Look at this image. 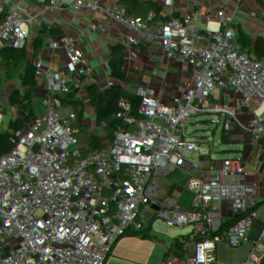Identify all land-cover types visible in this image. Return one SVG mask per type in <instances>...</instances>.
Returning <instances> with one entry per match:
<instances>
[{"label": "crops", "instance_id": "obj_1", "mask_svg": "<svg viewBox=\"0 0 264 264\" xmlns=\"http://www.w3.org/2000/svg\"><path fill=\"white\" fill-rule=\"evenodd\" d=\"M25 1L30 3L33 10H48L43 29L37 30L33 25L22 22L21 16L26 11ZM98 1L114 12L122 13L136 35L148 41L156 39L162 46L161 53L153 56L144 46H132L121 38L118 29L112 25L97 26L81 21L75 0H8L0 5V45H9L18 50L17 64H27L34 69L50 63L53 71L59 72L63 66L51 57V42L65 37L104 79L116 72L107 74L111 65L125 72L126 76L117 70L122 74L121 89L126 95L125 99L116 107L109 106L104 99V81L97 87L88 88L77 105L67 106L64 100L56 98L49 101L42 111L36 110L38 101L30 97L25 87L14 88L6 80L3 64L7 61L0 59V112L9 114L17 111L21 115H30L41 129H56L62 137L75 133L88 145L90 140L91 145H105L107 142L113 143L115 138L116 154H122L132 147L141 148L151 141L158 144L155 150L159 155L157 159L166 157L174 160L175 156L170 150L164 154L165 148L170 149V145L164 146V140L184 138L193 143L192 159L196 168L200 164L210 172L209 179L205 181L211 188L216 189L212 177L217 169H221L225 171L227 181L237 183L236 199L244 196L246 183L250 180H258L264 191V160L258 149V145L264 142V121L256 128L243 125L248 115L264 114V105L256 106L251 89H238L242 76L248 74L253 63H259L264 55V47L257 43L254 34L238 44L228 56L224 77L235 81L234 90H229L226 82H223L217 91L220 102L231 106L241 118L235 138L226 140L220 138L210 124V96L198 87L190 74L171 62L177 54L187 60L213 55L215 38L225 36L227 28L226 20L220 22V9L213 3L220 0H212V3L203 0ZM238 1L229 0V4L235 8ZM187 35L189 39L182 43L180 38ZM5 65L14 66L9 62ZM139 75L151 78L150 96L153 102L155 99L169 104L166 123L155 125L146 118L139 122L131 121L134 102L127 94V86L132 78ZM29 83L41 89L45 79L32 75ZM72 95L73 92H70ZM66 123L72 125L63 127ZM62 149L60 143L54 144L44 139L10 140L5 147L0 146V190L10 198L12 207L29 208L24 180L18 172L24 166L35 171L50 198V205L41 210V220L33 228L41 234V247H37L39 237L21 235L19 240L21 247L35 245L36 264H59L56 260H64L54 253V241L48 234L46 219L54 216L64 224L69 218L77 216L67 198L68 187L76 175L82 178L83 185L81 202L84 211L78 216L87 222L104 218L120 232L129 234L149 208V199L137 191H127L117 175L83 174L88 162L75 154H68L63 162L48 160L50 153ZM3 158H10L15 163L9 166L2 164ZM8 172L13 174L12 178L8 177ZM221 182L219 180L217 183ZM4 217V211L0 209V229ZM194 228L190 221H174L166 236L185 232L190 235ZM246 247L252 264H264L262 244L249 240ZM199 248L204 251L206 246L200 244ZM181 264L205 263L190 258Z\"/></svg>", "mask_w": 264, "mask_h": 264}, {"label": "built area", "instance_id": "obj_2", "mask_svg": "<svg viewBox=\"0 0 264 264\" xmlns=\"http://www.w3.org/2000/svg\"><path fill=\"white\" fill-rule=\"evenodd\" d=\"M78 17L93 25H112L118 29L122 39L134 47L144 46L150 55L158 56L162 46L155 39L146 42L137 38L122 13L114 12L98 0H75ZM220 22L226 20L225 36H218L213 42L214 53L210 57L187 60L177 54L171 62L190 74L198 87L210 96V110L231 117L234 109L220 102L217 95L219 86L226 82L229 90H234L235 81L225 79L228 56L234 48L254 34L257 43L264 47V0H239L235 8H228L229 0H220ZM26 11L22 22L41 30L48 17L46 8L33 10L25 1ZM182 36V43L188 40ZM51 57L63 69L54 72L50 63L31 69L27 64H17L19 52L14 47L0 45V59L13 67L3 64V72L12 87H25L33 100L38 101L36 110L42 111L48 102L56 98L64 100L67 106L81 102L83 93L90 87H97L106 81L104 99L111 107H116L126 95L122 91V74L112 73L107 79L91 68L75 45L65 37L53 39ZM234 63V61H233ZM243 72V69L240 68ZM36 75L45 79L43 88H38L29 79ZM151 78L135 76L127 86V94L134 102L130 119L139 122L146 118L155 125H162L169 118L166 107L156 104L150 96ZM238 89H251L257 107L264 105V55L259 63H253L251 71L244 74ZM70 92L73 95L70 96ZM264 114H251L243 125L256 128L263 123ZM71 123L63 127L71 126ZM44 139L54 144L60 143L62 151L48 155V160L63 162L68 154H75L88 162L83 174L117 175L122 186L129 192L137 191L149 199L148 211L142 221L130 229L129 234L119 231L104 218H96L92 223L99 233L96 246L91 245L90 235L79 229L76 233L74 249L89 256L92 262L77 258L73 264H141L140 257L146 249L162 244L180 247L171 252L186 263L195 258L205 264H252L246 244L249 240L264 246V191L258 180L246 183L244 196L236 199L237 183L228 181L220 188H211L196 171L192 159L193 143L184 138L165 139V153L170 150L174 160L155 157L158 144L147 142L141 148L132 147L122 154L114 152V144L104 148H94L75 133L62 137L58 130L45 131L32 116L21 115L14 111L9 114L0 112V146L5 147L10 140ZM264 160V142L258 145ZM4 150V149H3ZM24 180L25 198L29 208L12 207V201L0 190V209L4 211V222L0 229V264H36L37 253L34 244L19 245V229L29 223L38 224L41 210L48 208L50 198L45 187L30 167L18 170ZM13 177L11 172L7 173ZM174 221H190L195 227L190 235L174 234L166 236ZM205 245L201 251L199 245Z\"/></svg>", "mask_w": 264, "mask_h": 264}, {"label": "trees", "instance_id": "obj_3", "mask_svg": "<svg viewBox=\"0 0 264 264\" xmlns=\"http://www.w3.org/2000/svg\"><path fill=\"white\" fill-rule=\"evenodd\" d=\"M7 1L8 0H0V5L5 4ZM36 1H41V0H36ZM131 31L137 38H142L146 42L152 41V40L148 41L143 36L136 35L133 32V30ZM11 44L13 43L11 42ZM7 47L10 48L9 45ZM5 64H7V62H5ZM117 70H120L125 74V72L116 65H111L108 69L107 74H111L112 72L117 71ZM154 102L156 104L163 105L164 107L169 109V104L166 102H160L155 99H154ZM240 122H241V118L237 115L235 111L232 113L231 117H227L226 115H223L213 110L210 113V124L215 130V133L222 139H226V140L234 139L236 129L238 125L240 124ZM116 142L117 140L114 138L113 143L115 144V147L117 146ZM89 145L94 148L96 147L104 148L105 147L104 144L103 145H97V144L91 145V140L89 141ZM1 161H2V164L6 163L7 166L11 165L12 163H15L10 158L9 159L3 158V160ZM196 171L202 180L209 179L208 177L210 176V172H208L202 165L198 164ZM0 176H1V168H0ZM219 180H222V182L217 183ZM212 182H214V184L217 185L216 189L225 185L228 182L225 171L221 169H217L215 174L212 177ZM82 188H83L82 178L79 175L74 176L68 187L67 198H68L70 208L76 211L77 216H73L69 218L64 224L56 220L54 216H49L46 219V226H47L48 234L51 236V238L54 241V253L56 256L63 258L64 259L63 261L65 262V264H73L77 260V258H81L86 261L91 260L89 256H85L80 251L74 249V244L76 242V233L79 229L86 230L90 235L91 245H93L94 247H97L96 240H97V236L99 233L98 228L92 222H87L78 216L79 213L84 211V206L81 202ZM34 225H35L34 223H29L27 225H24L22 228H20L19 231L23 237L24 236L39 237V242L37 244V247L39 248L41 247V244H42L41 234L36 232L33 229Z\"/></svg>", "mask_w": 264, "mask_h": 264}, {"label": "rangeland", "instance_id": "obj_4", "mask_svg": "<svg viewBox=\"0 0 264 264\" xmlns=\"http://www.w3.org/2000/svg\"><path fill=\"white\" fill-rule=\"evenodd\" d=\"M155 157L159 158V155L155 153ZM184 235H187V232ZM168 237H171V235H168ZM177 249L180 250V247L177 248L168 243L148 248L145 250L144 255L140 257L141 264H180V257L171 255V252ZM56 262L63 264L62 259H58ZM88 262H92V259Z\"/></svg>", "mask_w": 264, "mask_h": 264}, {"label": "water", "instance_id": "obj_5", "mask_svg": "<svg viewBox=\"0 0 264 264\" xmlns=\"http://www.w3.org/2000/svg\"><path fill=\"white\" fill-rule=\"evenodd\" d=\"M203 1L211 2L212 0H203ZM211 3H212V2H211ZM213 3H214V5H217L218 7L221 6V3H220V2H213ZM227 7H228V8H233V7H231L230 5H228Z\"/></svg>", "mask_w": 264, "mask_h": 264}]
</instances>
